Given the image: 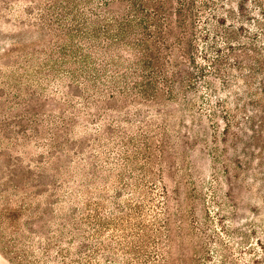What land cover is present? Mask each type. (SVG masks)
Segmentation results:
<instances>
[{
  "label": "rangeland",
  "instance_id": "rangeland-1",
  "mask_svg": "<svg viewBox=\"0 0 264 264\" xmlns=\"http://www.w3.org/2000/svg\"><path fill=\"white\" fill-rule=\"evenodd\" d=\"M41 1L0 0L2 239L6 240L5 227H20L31 236L40 227H48L44 211L58 207L52 203L58 201L53 195L60 167L85 158L94 163L100 155L98 144L118 134L135 139L137 148L128 147L141 153L139 165L146 164L142 154L155 162L150 166L149 221L159 231L153 239L158 247L153 243L151 259L156 260L151 264H264L263 56L261 64L253 63L251 68L240 47L217 51L214 36L209 39L204 33L207 11L192 21L198 36L185 33L176 23L177 4L171 1L163 10L169 21L161 29L166 41L161 43L160 36L153 39L158 51H151L146 61L154 83L149 85V78L140 82L143 65H131L130 104L122 115L114 110L122 100L116 90L98 97L99 108H85L83 98L91 95L84 85L66 78L42 91L43 77L36 73V64L25 58L33 53L37 63L43 57L38 54L43 47L24 41L39 30ZM215 2L217 6L230 4L219 10L221 19L236 17V10L229 11L236 7L232 0ZM243 6L251 17L248 11L255 7L248 2ZM168 28L175 38L168 36ZM240 34L242 38L244 32ZM164 45L167 50H160ZM122 56L130 63L145 57L139 52ZM157 60L163 68H154ZM47 118L56 120L59 128L42 122ZM127 118L128 124L119 122ZM37 132L45 135L41 143L35 142ZM55 132L61 133L59 139L50 141ZM107 156L117 158L112 152ZM24 181H28L26 196ZM11 256L0 237V264H11Z\"/></svg>",
  "mask_w": 264,
  "mask_h": 264
},
{
  "label": "trees",
  "instance_id": "trees-1",
  "mask_svg": "<svg viewBox=\"0 0 264 264\" xmlns=\"http://www.w3.org/2000/svg\"><path fill=\"white\" fill-rule=\"evenodd\" d=\"M171 1L177 4L179 21L176 23L185 33L198 36L192 21L207 11L210 16L204 22L207 26L204 33L209 39L214 36L217 51L223 53L222 47L230 51L236 45L247 54L249 67L253 63L261 64L264 58V0H232L236 7L229 11L236 10L237 14L233 18L229 15L230 21L221 19L218 14L230 4L217 6L215 0H42L37 7L39 30L24 39L44 48L38 52L43 57L38 58L37 63L33 53L30 57L25 55L28 62L36 64V73L43 77L40 79L42 91L47 90L45 86L62 84L68 78L84 85L87 95H91L83 98L85 108H99L95 103L99 102L98 97L116 90L122 100L114 110L122 115L130 104L131 65L137 68L140 63L143 65L140 82L146 83L149 78L150 85L155 81L150 68L149 73L146 71V61L152 57L151 51H158L153 39L160 36L161 43L166 41L165 36L161 37V29L163 22L169 23L165 11L172 5ZM247 2L255 7L248 11L251 17L243 6ZM168 31V36L175 38L174 32L169 28ZM237 32H244L243 37L242 34L237 36ZM164 48L167 50L165 45L160 50ZM123 52H139L145 57L132 64L122 56ZM167 55L169 63L170 53ZM218 58L222 61L221 55ZM162 66L160 60L154 63L156 69ZM51 79L53 81L49 82ZM137 85L145 88L142 83ZM246 86L251 88L248 79ZM42 122L59 128L54 119ZM119 122L128 124L130 121L127 118ZM60 134L53 133L50 141L58 140ZM43 136L37 132L35 142L41 143ZM102 143L98 144L96 151L100 155L94 163L85 158L60 167V182L54 185L53 195L58 201L52 203L58 207L44 211L47 216L44 224L48 227L31 231L32 236L26 235L20 227H5V241L0 233L3 248L12 255L8 258L11 264H151L156 260L151 259V254L153 243L158 247L153 239L159 229L149 221L150 179L153 177L150 166L155 162L149 155L142 154L141 159H145L146 164H138L141 153L128 147L137 148L133 138L116 134L107 145ZM111 152L117 154V158L108 157ZM23 184L22 192L26 196L28 181Z\"/></svg>",
  "mask_w": 264,
  "mask_h": 264
}]
</instances>
